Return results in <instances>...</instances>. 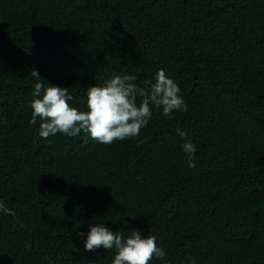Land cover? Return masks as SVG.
Masks as SVG:
<instances>
[{"label": "trees", "instance_id": "1", "mask_svg": "<svg viewBox=\"0 0 264 264\" xmlns=\"http://www.w3.org/2000/svg\"><path fill=\"white\" fill-rule=\"evenodd\" d=\"M161 68L187 110L153 106L135 137L28 122L36 79L83 109L88 85ZM0 201V264H110L82 246L95 222L154 235L148 264H264V0H0Z\"/></svg>", "mask_w": 264, "mask_h": 264}, {"label": "clouds", "instance_id": "2", "mask_svg": "<svg viewBox=\"0 0 264 264\" xmlns=\"http://www.w3.org/2000/svg\"><path fill=\"white\" fill-rule=\"evenodd\" d=\"M32 75L40 77L35 69ZM136 79L134 73H113L103 83L88 85L82 97L83 109L70 105L73 97L67 87L36 79L28 101L31 108L28 122L37 125L41 137L57 132L74 136L83 131L98 142L111 143L114 139L137 136L141 127L149 123L153 106L165 116L174 110H187L179 85L165 74L164 69L156 71L147 88L134 83ZM137 96L140 97L139 103ZM176 132L180 137L188 135L179 127ZM181 148L191 164L196 145L185 139ZM3 207L4 202L0 201V210ZM82 237V246L86 250L112 249L110 264H148L153 257L167 255L166 250L156 243L154 235H142L136 228L125 234L103 222H95L87 224ZM164 264L170 262L164 261Z\"/></svg>", "mask_w": 264, "mask_h": 264}]
</instances>
